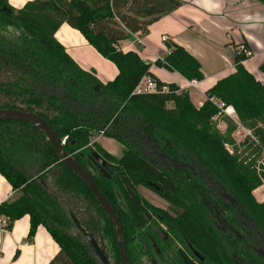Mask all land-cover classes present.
Segmentation results:
<instances>
[{
    "label": "trees",
    "instance_id": "1",
    "mask_svg": "<svg viewBox=\"0 0 264 264\" xmlns=\"http://www.w3.org/2000/svg\"><path fill=\"white\" fill-rule=\"evenodd\" d=\"M181 4L179 0H33L15 8L9 0H0V71L40 69L39 73L33 71L31 84L21 76L1 80L0 91L44 117L61 140L66 138L68 151L90 143L93 131H103L122 143L125 149L119 157L96 141L87 146L115 163V170H107L111 179H95L117 206L118 216L117 192L124 195L139 227L148 222L145 214L150 217V210L164 212L166 221L174 223L200 253L215 264H232L226 249L206 229L200 210L189 205L184 187L174 180L171 159L188 163L199 174L206 172L208 179L219 181L234 194L235 225L251 244L264 247V201L252 195L261 183L257 156L264 151V83L246 69L243 61L247 56L241 50L236 54L235 72L212 86L207 100L197 108L188 91L152 74L150 61L117 46L131 34L146 33L155 20ZM63 23L79 30L117 66L119 73L113 80L103 83L94 69L84 70L73 60L55 37ZM155 65L177 71L188 80L204 78L200 61L175 42H168V53L157 58ZM260 69L264 72V64ZM145 75L167 85L169 91L136 92ZM211 98L222 108H234L243 127L251 131L245 155H231L226 149L225 145L234 143L232 133L237 125L233 123L226 136L220 132L213 121L221 113L220 104ZM10 107L1 101L0 108ZM235 149L238 151V146ZM76 158L80 159L78 154ZM57 160L53 146L38 127L0 119V173L17 193L0 205L5 228L28 215L29 238L44 226L59 246L48 264H102L77 234L64 201L68 198L78 203L80 215L89 207L100 217L112 245L110 260L122 264L113 227L86 183L63 161L57 164L58 175L48 178L47 169ZM259 172L264 179V167ZM139 184L157 187L174 204L178 217L145 201L137 189ZM184 256L186 264H196Z\"/></svg>",
    "mask_w": 264,
    "mask_h": 264
},
{
    "label": "crops",
    "instance_id": "2",
    "mask_svg": "<svg viewBox=\"0 0 264 264\" xmlns=\"http://www.w3.org/2000/svg\"><path fill=\"white\" fill-rule=\"evenodd\" d=\"M15 8L30 0H9ZM181 6L162 15L148 27L146 33L131 34L117 46L136 51L152 63L150 72L166 83H176L188 91L195 107L207 100V91L219 80L234 73L237 52L247 47L252 55L243 64L255 78L264 83V3L258 0H179ZM168 41H164L163 37ZM57 40L81 68L94 69L101 82L113 80L119 70L103 57L83 34L63 23L55 33ZM168 42L183 46L202 65L204 78L188 80L177 71L155 65L158 57L168 53ZM243 43L245 45H243ZM15 190L0 173V205L12 199ZM28 215L16 220L11 228L0 226V264H48L59 251L44 226L29 238Z\"/></svg>",
    "mask_w": 264,
    "mask_h": 264
},
{
    "label": "flooded vegetation",
    "instance_id": "3",
    "mask_svg": "<svg viewBox=\"0 0 264 264\" xmlns=\"http://www.w3.org/2000/svg\"><path fill=\"white\" fill-rule=\"evenodd\" d=\"M32 69V71L29 68L18 71L13 68H5L0 71V81L3 79L9 81L10 79L21 76V80L24 81L25 79L27 84H31L33 80L32 77L34 76L33 71L36 73L40 72V69L35 67ZM24 86H26V83H24ZM6 97L10 96L0 91V105L1 101H7L10 103L12 105L10 108H16V105H20L14 98L10 97L14 100L15 104L11 103ZM20 106L33 111L23 105ZM88 145H91V143L69 152L73 154L75 159L89 172L95 181L96 179H101L102 176L111 179L107 170H115V163L108 160L96 149L89 151L87 149ZM77 154L80 159L76 158ZM59 161L60 160L58 159L47 169H50V172L48 173V178L50 180L56 177L60 172L57 166ZM171 161L173 164L172 173L174 175V180L184 187V191L188 196L187 201L189 205L193 203L200 210V217L206 229L211 230L220 243L219 246L226 249L231 263L264 264V247L261 245L251 244L246 235L241 233V230L235 225V195L229 192L219 181L208 179L206 172L199 174L194 167L188 163L184 164L182 163L183 161H179L181 163L178 164V159L174 157ZM81 162H83L84 165ZM138 186L155 188V186L139 184L137 185V189ZM119 194L120 193L117 192V203L119 204L118 217L121 222L130 264H186L184 254L196 264H215V261L210 260L209 257L200 253L174 223L166 221L164 212L155 213L149 209L150 217L145 214L148 222L139 227L137 221L133 218V213L128 208V203L124 195ZM162 197L164 196L162 195ZM95 199L97 200L96 197ZM165 200L168 202L169 207L153 205L152 203H150V205L158 207L162 209V211H166L167 214L171 216L178 217L174 204L167 198H165ZM64 201L67 205L70 218L77 228V234L80 235L83 240L87 241L96 255L84 233L91 235L96 240L99 248L107 255L109 261L111 262L110 255L112 245L110 244V238L105 236L106 234L103 231V224L101 223L100 217L94 214L89 207L83 209L82 215H80L77 208L78 203L76 201L70 202L68 198H65ZM97 202L101 206L98 200ZM111 204L114 206L116 211L117 206L113 203ZM105 214L113 227L109 216L106 212ZM73 218L77 220L79 226L75 223ZM115 239L117 242L116 234ZM252 257L254 259L250 260ZM257 257H261V259H258ZM111 264L113 263L111 262Z\"/></svg>",
    "mask_w": 264,
    "mask_h": 264
},
{
    "label": "water",
    "instance_id": "4",
    "mask_svg": "<svg viewBox=\"0 0 264 264\" xmlns=\"http://www.w3.org/2000/svg\"><path fill=\"white\" fill-rule=\"evenodd\" d=\"M6 98L11 103L15 104L14 100L11 99L10 97H6ZM0 119L19 120V121H25L31 123L32 125L38 127L46 135L47 139L50 141L56 154L58 155V159L60 161H63L65 165L69 167V169H71L78 177H80L87 184L91 192L100 202L102 208L105 210V212L107 213L113 224L120 250L119 252H120L122 264H130L121 222L115 211L114 206L100 190L98 184L89 174V172L75 159L72 153H70L65 149L64 146L65 142L59 138V136L52 128V126L49 124V122L41 115L33 111L27 110L21 107L20 105H16V108H7V109L0 108ZM73 219L75 223L78 225L77 220L75 218ZM84 234L88 238L91 246L93 247L96 255L100 258L102 264H111L107 255L104 254V252L99 248L96 240L88 233H84Z\"/></svg>",
    "mask_w": 264,
    "mask_h": 264
},
{
    "label": "rangeland",
    "instance_id": "5",
    "mask_svg": "<svg viewBox=\"0 0 264 264\" xmlns=\"http://www.w3.org/2000/svg\"><path fill=\"white\" fill-rule=\"evenodd\" d=\"M30 1H33V0H30ZM218 104L220 103H217V105ZM170 106H172V104H170ZM218 107L221 113L216 115L213 121H214V124L217 126V128L220 130V132L223 135L226 136L228 134L229 132L228 128L230 129V126L233 125V123L237 125V129L234 130L232 133L234 143H228L227 145H225L226 149L227 150L228 148L230 149L228 150V152L231 155H236L240 153H243L245 155L247 151L246 149H244L245 145L248 144L249 138L253 136L249 134L248 130L245 127H243V125L241 124L238 118L236 111L234 114L230 115L228 114V112H226L225 108H222L221 104ZM94 141L100 143L106 150L111 152L116 157L121 156L125 149L122 143H120L119 141L113 138L106 137L103 131H98V132L93 131L91 133L90 143ZM235 146H238V151L235 149ZM257 159H258L257 172L259 173L258 175L261 178L260 179L261 183L256 188L253 189L252 195L257 201L263 202L264 201V179L262 175H260L259 171H260L261 166L264 167V151L259 156H257ZM138 189H139L140 194L145 199V201H147L149 204L152 203L153 205L169 207L168 202L165 200L164 197H162V195H160L159 191L157 190V187L150 188V187L138 186ZM16 195L17 193H15V196Z\"/></svg>",
    "mask_w": 264,
    "mask_h": 264
},
{
    "label": "built area",
    "instance_id": "6",
    "mask_svg": "<svg viewBox=\"0 0 264 264\" xmlns=\"http://www.w3.org/2000/svg\"><path fill=\"white\" fill-rule=\"evenodd\" d=\"M163 40L164 41H168V38L164 36ZM242 51L244 52V54L247 57L252 55V52L245 46H242ZM158 58H161V57H158ZM135 91L138 92V93H144V92H168L169 88H168L167 85H161L155 79L151 78L150 76L145 75L140 80V82L137 85ZM211 101H213L216 104L218 103L217 100H215L214 98H211ZM226 112H228V114L232 115V114L235 113V110L232 107H227L226 108ZM248 132H249V134L252 135L250 130H248ZM65 140H66V138L63 141L65 142ZM228 150H230V149L228 148ZM6 223H7L6 219L4 217H0V226L2 228L5 227Z\"/></svg>",
    "mask_w": 264,
    "mask_h": 264
}]
</instances>
